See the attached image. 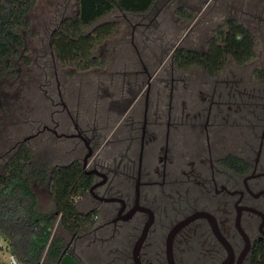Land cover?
I'll list each match as a JSON object with an SVG mask.
<instances>
[{
	"label": "flooded vegetation",
	"instance_id": "obj_1",
	"mask_svg": "<svg viewBox=\"0 0 264 264\" xmlns=\"http://www.w3.org/2000/svg\"><path fill=\"white\" fill-rule=\"evenodd\" d=\"M166 2L137 15L145 22L133 34L152 28ZM149 50L124 85L128 101L92 114L99 102L89 94L88 107H64L74 133L63 137L82 141L79 163L92 180L78 209L97 213L91 229L69 235L68 253L80 264H254L264 245V67L255 81L227 63L210 76L169 57L162 70L167 57ZM148 64L161 66L151 73ZM113 113L117 126L102 134L96 124Z\"/></svg>",
	"mask_w": 264,
	"mask_h": 264
},
{
	"label": "rangeland",
	"instance_id": "obj_2",
	"mask_svg": "<svg viewBox=\"0 0 264 264\" xmlns=\"http://www.w3.org/2000/svg\"><path fill=\"white\" fill-rule=\"evenodd\" d=\"M166 1L162 13L157 16V23L148 30L136 28L134 34L133 28L139 22H145L142 17L115 12L104 18L101 23H118V32L94 51L96 67L78 72L74 66L58 63L50 48L53 30L58 28L63 17L75 14L76 0H37L27 18L29 27L23 30L25 47L19 50L20 56L12 62L13 67L0 75V174L15 149L25 144L32 152L30 170L35 174L32 188L41 211L54 210L48 191L52 169L73 161L82 164L87 154L78 138L63 137L74 133L66 108L72 112L76 101L83 108L88 107L84 100L89 94L93 96V104L99 102L98 108L93 106L92 114L107 110L103 104L108 101H128L129 95L123 92L124 85L127 86L128 82L130 86V82L135 80L134 75L144 69L139 54L147 58L150 48L154 50L156 60L163 61L167 57L162 64V70L166 69L170 65L169 57L177 47L205 51L217 28L223 26L227 19H235L251 32L255 57L241 69H236L234 66L237 64L228 60L227 70H238L245 80H257V72L264 67V0ZM180 7L193 13L195 19L186 22L180 18L176 13ZM148 65L146 67L151 73L161 66ZM106 91L114 97L106 98L104 103L100 97L97 101V93L101 96ZM118 103L110 109L116 108ZM111 116L110 124L105 119H99L96 124L102 134H110L117 126V117L114 113ZM41 171L43 175L37 177ZM89 209L91 207H79L81 211ZM54 234L67 242L70 240L59 225ZM4 246L5 243L0 241V247ZM7 256L6 250H0V264L6 262ZM111 258L114 257L110 256L108 260Z\"/></svg>",
	"mask_w": 264,
	"mask_h": 264
},
{
	"label": "trees",
	"instance_id": "obj_3",
	"mask_svg": "<svg viewBox=\"0 0 264 264\" xmlns=\"http://www.w3.org/2000/svg\"><path fill=\"white\" fill-rule=\"evenodd\" d=\"M158 1L76 0L75 14L63 17L58 28L53 30L50 48L61 65L74 66L78 72L89 71L97 65L96 48L118 32V23H101L102 20L115 12L146 14ZM36 2L0 0V75L13 67L12 62L20 56L19 50L25 47L23 30L29 27L27 18ZM176 13L186 22L195 19V15L184 7L178 8ZM171 57L179 68L199 67L215 76L228 60L237 65L251 62L255 57V43L244 25L235 19H227L208 40L207 50L177 47ZM31 160L32 152L21 144L3 166L0 174V234L21 263L59 264L68 253V242L55 236L56 226L73 235L89 230L95 224L97 213H83L77 205V199L89 190L92 180L83 173L79 162L55 166L48 181L54 210L44 212L39 209L38 197L32 188L35 174L30 170ZM43 173L38 172L36 176ZM254 262L264 264V245L257 247Z\"/></svg>",
	"mask_w": 264,
	"mask_h": 264
},
{
	"label": "built area",
	"instance_id": "obj_4",
	"mask_svg": "<svg viewBox=\"0 0 264 264\" xmlns=\"http://www.w3.org/2000/svg\"><path fill=\"white\" fill-rule=\"evenodd\" d=\"M0 241H3L5 243V246L0 247V250L1 251L6 250L8 252L7 260L4 264H23L17 259V257L13 253L10 252L8 244L6 243V241L4 240L1 234H0Z\"/></svg>",
	"mask_w": 264,
	"mask_h": 264
},
{
	"label": "water",
	"instance_id": "obj_5",
	"mask_svg": "<svg viewBox=\"0 0 264 264\" xmlns=\"http://www.w3.org/2000/svg\"><path fill=\"white\" fill-rule=\"evenodd\" d=\"M59 264H79L71 253H67Z\"/></svg>",
	"mask_w": 264,
	"mask_h": 264
}]
</instances>
